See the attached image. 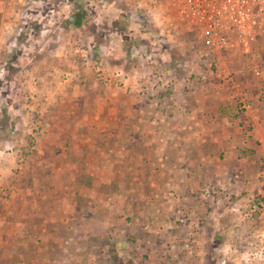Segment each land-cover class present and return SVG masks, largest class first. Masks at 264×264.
Here are the masks:
<instances>
[{"label":"crops","instance_id":"0c3cea01","mask_svg":"<svg viewBox=\"0 0 264 264\" xmlns=\"http://www.w3.org/2000/svg\"><path fill=\"white\" fill-rule=\"evenodd\" d=\"M111 37L114 42L108 34L102 39V68L131 76L67 87L89 106L87 129L76 133L58 121L47 143L38 146L27 176L11 171L12 163L1 159L8 154L0 151V192L7 193L0 194V264H115L109 255L117 256V264H139L129 253L148 241L116 236L137 230L136 221L126 223L123 215L179 210L193 205L192 199L196 210H205L201 190L212 184L226 194L233 186L240 192L250 177L264 195V175H250L247 167L250 158L255 164L264 158V79L249 72L216 77L210 59L203 62L201 55L218 54L201 39L196 64L188 58L158 63L155 55L161 59L163 49L150 61L144 58L142 71L124 59L110 63L104 44ZM121 54L135 52L115 53ZM188 66L196 67V84L167 70L180 67L183 73ZM152 70L172 80V95L153 94L164 88V79L151 78ZM183 83L191 85L186 93Z\"/></svg>","mask_w":264,"mask_h":264},{"label":"rangeland","instance_id":"374dc122","mask_svg":"<svg viewBox=\"0 0 264 264\" xmlns=\"http://www.w3.org/2000/svg\"><path fill=\"white\" fill-rule=\"evenodd\" d=\"M73 16L81 21L74 22ZM104 34L115 38L114 42L112 37L105 39L110 63L124 59L126 66L137 63L141 71L148 64L144 58L150 61L162 49L161 59L155 55L158 63L188 58L196 64L197 54L201 55L199 33L179 15L174 0H0V151L8 154L9 159H1L12 163L11 171L22 176L32 173L29 165L37 148L47 143L50 131L60 126L58 121L76 133L87 129L89 106L82 97L71 96L73 90L67 87L75 81L108 82L121 74L126 79L131 76L102 68L99 53ZM129 48L134 55L116 57L117 51ZM145 49L152 53L143 55ZM201 59H210L213 73L222 80L232 75L229 72L244 76L249 72L251 78L264 79V37L250 52L234 46L220 55L203 53ZM180 67L167 70L196 84V67L188 66L183 73L176 70ZM150 74L155 80L164 79V88L153 89L157 98L174 93L167 86L172 80L168 83L155 70ZM180 86L186 93L191 85ZM252 161L247 162L249 174L262 178L264 158L257 164ZM251 179L240 192L233 186L226 194L212 184L201 190L205 210H196L192 199L193 205L179 210L123 215L126 223L136 221L137 230L119 231L116 236L128 235L137 244L139 239L148 241L129 253L130 258H139V264L149 260L152 264H264V195L254 189ZM4 192H0L3 197ZM191 194L196 196V191ZM144 223L148 228L139 229ZM123 251L122 256L127 255ZM108 258L117 264V256Z\"/></svg>","mask_w":264,"mask_h":264},{"label":"built area","instance_id":"2783aa9c","mask_svg":"<svg viewBox=\"0 0 264 264\" xmlns=\"http://www.w3.org/2000/svg\"><path fill=\"white\" fill-rule=\"evenodd\" d=\"M174 2L179 15L196 28L204 44L217 54L234 46L250 52L256 39L264 36V0Z\"/></svg>","mask_w":264,"mask_h":264},{"label":"trees","instance_id":"16d2710c","mask_svg":"<svg viewBox=\"0 0 264 264\" xmlns=\"http://www.w3.org/2000/svg\"><path fill=\"white\" fill-rule=\"evenodd\" d=\"M73 20H74V22L76 21V22H80L81 21V17H76V16H73V18H72ZM70 21V20H69Z\"/></svg>","mask_w":264,"mask_h":264}]
</instances>
